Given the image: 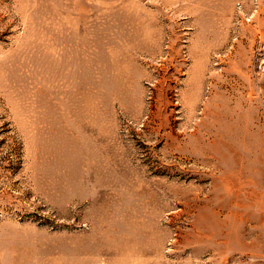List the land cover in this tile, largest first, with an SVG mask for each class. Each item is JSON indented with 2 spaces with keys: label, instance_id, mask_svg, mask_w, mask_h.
I'll return each mask as SVG.
<instances>
[{
  "label": "rangeland",
  "instance_id": "obj_1",
  "mask_svg": "<svg viewBox=\"0 0 264 264\" xmlns=\"http://www.w3.org/2000/svg\"><path fill=\"white\" fill-rule=\"evenodd\" d=\"M264 260V0H0V264Z\"/></svg>",
  "mask_w": 264,
  "mask_h": 264
},
{
  "label": "crops",
  "instance_id": "obj_2",
  "mask_svg": "<svg viewBox=\"0 0 264 264\" xmlns=\"http://www.w3.org/2000/svg\"><path fill=\"white\" fill-rule=\"evenodd\" d=\"M252 264H264V260L261 261V263H260V262H254V263H252Z\"/></svg>",
  "mask_w": 264,
  "mask_h": 264
}]
</instances>
